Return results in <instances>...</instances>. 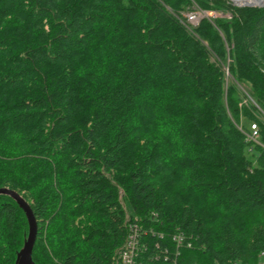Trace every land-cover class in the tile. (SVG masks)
I'll use <instances>...</instances> for the list:
<instances>
[{"label": "trees", "instance_id": "trees-1", "mask_svg": "<svg viewBox=\"0 0 264 264\" xmlns=\"http://www.w3.org/2000/svg\"><path fill=\"white\" fill-rule=\"evenodd\" d=\"M0 188L34 264H113L132 224L147 258L259 264L264 6L0 0ZM27 236L0 195V264Z\"/></svg>", "mask_w": 264, "mask_h": 264}, {"label": "built area", "instance_id": "built-area-1", "mask_svg": "<svg viewBox=\"0 0 264 264\" xmlns=\"http://www.w3.org/2000/svg\"><path fill=\"white\" fill-rule=\"evenodd\" d=\"M184 17L186 18L187 23L193 27L197 26L198 23L203 19L212 20L219 17L230 18L229 15H219L217 14V12L205 11L200 9L185 13ZM250 138L253 140L257 138L255 126H251ZM128 230L129 232L126 240L117 251L114 264H169L167 258L164 257L161 260V257L157 254H153L147 258V253L145 252L147 248V240L144 238L142 230L137 226V224L130 225L128 227ZM151 235H154V233ZM159 238L161 239L162 236L160 235ZM189 240L190 239H188L181 232L174 234V236L172 237V241L174 243L177 256L179 255L180 249L183 246H186L188 248L192 246L191 241ZM261 255L264 257V251L261 253Z\"/></svg>", "mask_w": 264, "mask_h": 264}, {"label": "water", "instance_id": "water-1", "mask_svg": "<svg viewBox=\"0 0 264 264\" xmlns=\"http://www.w3.org/2000/svg\"><path fill=\"white\" fill-rule=\"evenodd\" d=\"M236 6L244 7H263L264 0H259L257 4H249V3H236L233 1ZM0 195L8 196L16 204L25 214L27 223H28V236L24 242V246L21 251L18 253L16 258V264H34L32 261V251L35 244L36 236H37V222L33 215V212L29 206V204L25 201V199L17 192L9 190L7 188H0Z\"/></svg>", "mask_w": 264, "mask_h": 264}, {"label": "rangeland", "instance_id": "rangeland-1", "mask_svg": "<svg viewBox=\"0 0 264 264\" xmlns=\"http://www.w3.org/2000/svg\"><path fill=\"white\" fill-rule=\"evenodd\" d=\"M229 2H231V3H233V0H228ZM236 1H243V0H236ZM252 1H254V0H252ZM249 3H251V2H249ZM257 3V2H256ZM234 4V3H233ZM242 4H244V3H242ZM197 9H199L198 7H195V8H193L192 10H189L188 12H186V13H189V12H191V11H196ZM201 10V9H200ZM212 12V11H211ZM213 12H217V14H219V15H221L222 14V12L220 13V12H218V11H213ZM222 15H228V14H222ZM27 202V201H26ZM262 253V252H261ZM261 253H260V261H259V264H264V257L261 255ZM114 264V263H113Z\"/></svg>", "mask_w": 264, "mask_h": 264}, {"label": "bare ground", "instance_id": "bare-ground-1", "mask_svg": "<svg viewBox=\"0 0 264 264\" xmlns=\"http://www.w3.org/2000/svg\"><path fill=\"white\" fill-rule=\"evenodd\" d=\"M249 2H251V3H249ZM256 2L259 3V0H254V1H252V0H243L242 2L241 1H236V3H249V4H257Z\"/></svg>", "mask_w": 264, "mask_h": 264}]
</instances>
